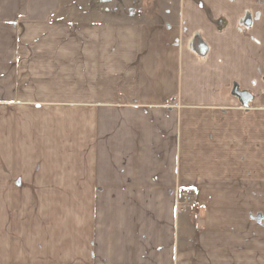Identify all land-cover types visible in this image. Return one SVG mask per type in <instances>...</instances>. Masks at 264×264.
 <instances>
[{"label": "crops", "instance_id": "1", "mask_svg": "<svg viewBox=\"0 0 264 264\" xmlns=\"http://www.w3.org/2000/svg\"><path fill=\"white\" fill-rule=\"evenodd\" d=\"M0 103V264H264V0H0Z\"/></svg>", "mask_w": 264, "mask_h": 264}, {"label": "rangeland", "instance_id": "2", "mask_svg": "<svg viewBox=\"0 0 264 264\" xmlns=\"http://www.w3.org/2000/svg\"><path fill=\"white\" fill-rule=\"evenodd\" d=\"M118 3V2H117ZM113 5H111L112 7ZM144 10L148 13V7L145 6ZM150 18V16L148 17ZM4 106V107H2ZM10 107L5 106L0 103V109L8 111ZM48 111L50 109H47ZM59 110V109H58ZM69 110V109H68ZM52 157H49V161ZM69 161V158H68ZM27 189L19 187V185L13 188L0 187V244L14 243L16 240V235L11 232L14 230L18 235L19 230L25 226L26 218L31 214L36 215V217L42 215L44 217H49L54 214L53 204L45 203H24L20 196L27 193ZM46 189L44 190V193ZM43 193V195H44ZM57 206V204H56ZM52 213V215H51ZM19 236V235H18ZM15 238V239H14ZM8 254L7 251L0 252V260ZM15 254V253H14ZM10 255V253H9Z\"/></svg>", "mask_w": 264, "mask_h": 264}, {"label": "built area", "instance_id": "3", "mask_svg": "<svg viewBox=\"0 0 264 264\" xmlns=\"http://www.w3.org/2000/svg\"><path fill=\"white\" fill-rule=\"evenodd\" d=\"M179 199L178 204L180 206H186L190 207L191 209H197L198 203L196 201V193H193L192 191H180L178 193Z\"/></svg>", "mask_w": 264, "mask_h": 264}]
</instances>
